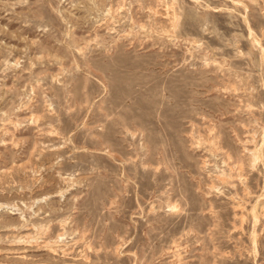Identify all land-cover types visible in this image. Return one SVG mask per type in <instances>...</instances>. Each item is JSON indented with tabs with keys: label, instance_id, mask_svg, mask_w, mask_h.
<instances>
[{
	"label": "rangeland",
	"instance_id": "374dc122",
	"mask_svg": "<svg viewBox=\"0 0 264 264\" xmlns=\"http://www.w3.org/2000/svg\"><path fill=\"white\" fill-rule=\"evenodd\" d=\"M160 2H0L3 264H92L102 241L110 259L142 255L77 199L79 169L72 161L91 148L101 105L111 114L124 96L129 110L147 111V88L106 84L95 72L98 54L109 46L121 57L131 53L136 67L154 63L148 53L167 40L155 35L167 18ZM216 15L210 43L171 46L164 61L175 67L173 82L187 85L166 102L172 151L163 172L176 177L170 200L180 197V210L169 212L156 234L157 264L264 260V61L230 13ZM149 25V36L137 35Z\"/></svg>",
	"mask_w": 264,
	"mask_h": 264
},
{
	"label": "clouds",
	"instance_id": "9594fccd",
	"mask_svg": "<svg viewBox=\"0 0 264 264\" xmlns=\"http://www.w3.org/2000/svg\"><path fill=\"white\" fill-rule=\"evenodd\" d=\"M157 7L167 10V18L158 22L162 30L155 35H166L167 40L159 41L158 52L148 53L155 57L154 63L136 67L137 61L131 53L121 57L109 46L98 54L100 67L95 72L106 84L115 83L133 91L147 88V111L129 110L124 96L118 98L119 107L111 114L103 111L101 105V118L93 125L95 132L90 134L91 148L80 149L84 155L72 161L74 170L79 169L77 199L106 221L105 226L112 224L109 231L123 232L125 240L142 255L135 260L110 259L111 249L105 248L102 241L97 249L102 254L92 264H157L156 234L161 232L169 212L180 210V197L176 204L170 200L176 177L165 176L163 172L167 167L166 154L172 151L165 109L173 89L185 87L187 81L173 82L175 67L164 62L169 48L187 46L194 40L210 43L213 25L220 19L216 13L223 9L230 13V23L240 28V35L251 39L254 47L260 49L264 61V0H161ZM152 32L149 25L145 32L137 30V35L149 36ZM153 168L160 174H155ZM66 191L58 193L61 199ZM248 255H255V248ZM254 264H264V260Z\"/></svg>",
	"mask_w": 264,
	"mask_h": 264
},
{
	"label": "bare ground",
	"instance_id": "6f19581e",
	"mask_svg": "<svg viewBox=\"0 0 264 264\" xmlns=\"http://www.w3.org/2000/svg\"><path fill=\"white\" fill-rule=\"evenodd\" d=\"M264 167V166H263ZM253 218L255 219V220H257V215H256V213H254V211H253Z\"/></svg>",
	"mask_w": 264,
	"mask_h": 264
}]
</instances>
